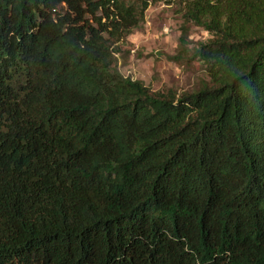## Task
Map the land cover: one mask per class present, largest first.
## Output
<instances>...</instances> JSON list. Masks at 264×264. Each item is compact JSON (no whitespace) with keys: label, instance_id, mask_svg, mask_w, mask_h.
<instances>
[{"label":"trees","instance_id":"16d2710c","mask_svg":"<svg viewBox=\"0 0 264 264\" xmlns=\"http://www.w3.org/2000/svg\"><path fill=\"white\" fill-rule=\"evenodd\" d=\"M156 2L190 91L118 69ZM0 264H264V0H0Z\"/></svg>","mask_w":264,"mask_h":264},{"label":"rangeland","instance_id":"374dc122","mask_svg":"<svg viewBox=\"0 0 264 264\" xmlns=\"http://www.w3.org/2000/svg\"><path fill=\"white\" fill-rule=\"evenodd\" d=\"M182 25L178 4L151 3L144 20L128 36L123 44L128 55L118 56V69L132 79H138L153 90L174 88L179 93L195 88L205 79L203 65L199 61L180 65L169 59L176 53ZM189 48L196 47L210 37L202 27L194 24L188 29Z\"/></svg>","mask_w":264,"mask_h":264}]
</instances>
